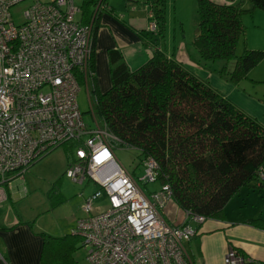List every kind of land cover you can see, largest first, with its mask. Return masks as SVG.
Masks as SVG:
<instances>
[{"label":"built area","instance_id":"2783aa9c","mask_svg":"<svg viewBox=\"0 0 264 264\" xmlns=\"http://www.w3.org/2000/svg\"><path fill=\"white\" fill-rule=\"evenodd\" d=\"M24 0H0V202L4 183L23 177L29 165L57 146L77 140L66 177L96 189L85 198L74 232L91 264H192L185 244L205 217L185 212L181 224L167 222L161 209L171 198L162 185L147 194L139 185L155 182L158 164L142 160L136 179L116 159L119 139L105 125L88 128L76 101L79 83L92 74L93 28L76 20L74 0H36L15 24L10 8ZM149 31L156 30L148 11ZM264 178V172H260ZM104 197L105 207L92 212ZM225 264H255L229 248Z\"/></svg>","mask_w":264,"mask_h":264},{"label":"trees","instance_id":"16d2710c","mask_svg":"<svg viewBox=\"0 0 264 264\" xmlns=\"http://www.w3.org/2000/svg\"><path fill=\"white\" fill-rule=\"evenodd\" d=\"M246 1L253 9L264 10V0H197L199 23L192 45L204 66L210 67L218 59L232 60V68L223 65L216 70L233 84L247 78L249 71L264 60L261 48L245 46L243 52L235 53L238 39L245 34L242 15L248 10L243 7ZM145 2L157 27L155 31H144L154 35L149 41L150 58L131 70L120 50L109 49L111 86L103 93L93 91L92 112L119 143L141 152V163L147 156L157 162L155 182L170 187L171 199L179 208L205 219L223 217L226 204L243 187L264 188L260 176L264 172V125L208 81L166 55L157 42L163 38L164 0ZM86 3L93 7L81 9L79 21L92 24L89 68L93 74L96 18L108 5L106 0ZM79 144L72 140L59 145L69 151L67 166ZM47 196L50 200L63 198L56 184ZM250 223L264 227L262 218ZM39 234L43 240L40 264L75 263V243L81 237L74 230L62 236L43 231Z\"/></svg>","mask_w":264,"mask_h":264},{"label":"crops","instance_id":"0c3cea01","mask_svg":"<svg viewBox=\"0 0 264 264\" xmlns=\"http://www.w3.org/2000/svg\"><path fill=\"white\" fill-rule=\"evenodd\" d=\"M106 2L108 8L100 9L96 18L93 74L88 77L85 84L88 93H93L95 89L103 93L111 86L109 49L120 50L131 70L144 64L151 55L149 41L154 35H147L144 32L148 31L149 22L145 0H134L124 12L116 11L108 0ZM257 16L264 20L262 13ZM157 42L161 44L162 39ZM162 48L167 56H172L184 68L208 81L236 106L264 125V90L257 92L250 90L253 84L264 81L257 71L258 65L264 60L249 71L247 78L242 79L246 80L243 85L240 84L242 80L238 84H233L221 77L214 65L204 66L199 60L197 49L186 40L178 41L173 47ZM4 188L6 199L3 201L11 200L12 194L9 191L11 187L7 185ZM243 188L237 196H241ZM251 197L260 200L258 204L251 203L252 206L259 207L264 204V192L257 196L246 190L240 198L241 203L235 201L238 203L237 206L235 203L232 207L225 206L223 217L205 219L197 226L196 235L185 244L192 264H225L224 257L229 248L236 249L245 258L255 261V264H264V227L250 223L252 219L262 217V213L256 215L246 210ZM232 198L230 200H233ZM169 200L162 208L161 214L167 222L181 224L185 220V211L179 207L180 210L177 209L176 203L171 198ZM8 212L10 211L6 210L0 214V264H40L43 240L39 230L35 229L33 224L30 225L27 219L10 216Z\"/></svg>","mask_w":264,"mask_h":264},{"label":"rangeland","instance_id":"374dc122","mask_svg":"<svg viewBox=\"0 0 264 264\" xmlns=\"http://www.w3.org/2000/svg\"><path fill=\"white\" fill-rule=\"evenodd\" d=\"M36 0H24L15 4L10 8V13L15 24H20L23 21L24 11L31 6ZM47 2L50 0H39ZM90 0H74V3L83 10L87 5L92 9L91 3H86ZM116 11L124 12L125 8L129 7L134 0H108ZM248 9L242 15V24L244 26V36L240 37L235 46L236 55L243 52L245 46L248 48L264 49V20L258 18V14L264 15V10L253 9L251 4L246 1L243 5ZM164 19L162 47H173L178 41L184 39L189 44H192L193 38L198 30L199 15L197 12V0H164ZM81 17V12L76 14V20ZM253 43V45H252ZM216 68H221L226 65L232 68L233 61H224L218 59L210 63ZM209 65V64H208ZM207 65V66H208ZM262 78H264V61L258 65L257 70ZM249 81V80H248ZM259 81V80H258ZM246 80H242L240 84H244ZM251 92L264 90V81L253 84ZM255 94V93H254ZM76 101L78 108L82 114V119L88 128L96 126L92 116V109L95 110V96L92 92L88 93L85 83H79ZM98 123L101 124V119L94 114ZM114 155L118 162L130 172L136 179L143 175V166L141 163V152L132 147H126L123 144L114 141ZM69 151L66 147H56L27 167L23 173V177H15L10 180L9 190L12 194V199L0 203V214L9 210L10 216L20 217L32 221L35 229L46 232L53 236H62L71 233L76 227L77 219L83 216L81 208L85 203V198L90 195L95 189V185L89 181L83 185L77 184L72 179L66 177L65 171L68 164ZM56 184L63 198L50 200L47 196L49 189ZM140 187L147 193L158 191L161 188L160 182H148L145 185L139 181ZM249 191L259 196L260 192H264V188L252 190L248 187L243 188L241 196H234L233 200H229L227 207H232L242 202L240 198L244 195V191ZM237 201V202H235ZM170 203H173L169 200ZM259 198L251 197L246 210L250 213L260 215L264 219V204L259 207ZM235 203V204H233ZM174 205V203H173ZM105 207L104 197H101L95 202L92 212H98ZM176 208L178 206L176 205ZM162 210V209H161ZM180 210V209H179ZM238 212L237 210H235ZM164 212V211H162ZM165 213V212H164ZM168 215V213H167ZM82 240H77L76 249L73 252L75 259L74 264H91L86 258L87 249L81 245Z\"/></svg>","mask_w":264,"mask_h":264}]
</instances>
